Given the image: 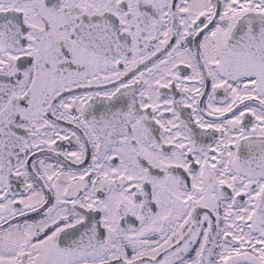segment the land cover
<instances>
[{
    "label": "snow or ice",
    "instance_id": "obj_1",
    "mask_svg": "<svg viewBox=\"0 0 264 264\" xmlns=\"http://www.w3.org/2000/svg\"><path fill=\"white\" fill-rule=\"evenodd\" d=\"M0 264H264V0H0Z\"/></svg>",
    "mask_w": 264,
    "mask_h": 264
}]
</instances>
